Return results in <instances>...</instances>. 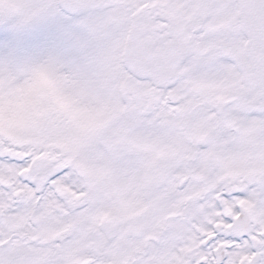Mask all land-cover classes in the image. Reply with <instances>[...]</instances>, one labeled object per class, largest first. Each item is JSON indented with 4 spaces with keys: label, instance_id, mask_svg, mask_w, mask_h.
<instances>
[{
    "label": "snow or ice",
    "instance_id": "1",
    "mask_svg": "<svg viewBox=\"0 0 264 264\" xmlns=\"http://www.w3.org/2000/svg\"><path fill=\"white\" fill-rule=\"evenodd\" d=\"M0 264H264V0H0Z\"/></svg>",
    "mask_w": 264,
    "mask_h": 264
}]
</instances>
